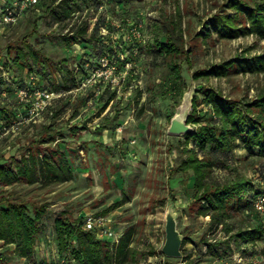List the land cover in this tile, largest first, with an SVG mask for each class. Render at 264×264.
<instances>
[{
    "label": "rangeland",
    "instance_id": "1",
    "mask_svg": "<svg viewBox=\"0 0 264 264\" xmlns=\"http://www.w3.org/2000/svg\"><path fill=\"white\" fill-rule=\"evenodd\" d=\"M59 1L43 0L9 28L0 27V61L8 60L3 70L7 69L9 79L56 93L46 108L32 116L30 103L25 107L15 91L5 88L7 98H0V164L21 165L28 155L54 158L62 151L73 175L68 181L46 179L41 166L36 182L0 184V198L46 208L33 258L60 257L54 233L57 217L74 223L94 214L107 219L110 236L103 239L110 243L118 241L129 227L135 229V262L125 264H264V241L236 247L229 240L227 248L223 242L229 235L221 226L195 213L194 177L191 171H174L194 144H186L183 135L167 132L175 113H192V96L201 87L238 101H251L264 93V69L198 80L192 77L198 70L234 57L264 56V38L201 34L212 16L231 12L229 0H79L82 10L62 26L45 10ZM242 1L253 5L260 0ZM74 23L87 29L85 38L66 46L59 36ZM91 32L95 38L87 42ZM163 35L177 38L183 49L177 59L181 67L177 93L162 89L168 70L161 56L152 51L153 41ZM25 44L41 50L42 58L50 59L47 63L66 58L70 69L81 66L77 87L56 91L54 87L62 85L59 75L50 85L29 75L27 68L19 69L12 58L16 48L23 50ZM95 46L113 53L98 57ZM200 101L194 112L197 122L188 124L191 131L212 123L211 111ZM238 143L224 167H214L208 178L221 182L239 174L264 190V159L246 154ZM115 203L119 205L112 208ZM167 211L173 213L182 241L188 239L181 243L179 258L161 253ZM240 221L255 222L248 211L230 220L235 225ZM205 243L219 245V255L207 254ZM0 253L9 258L1 264L27 262L14 257L10 247L0 246ZM186 255L190 260L185 262Z\"/></svg>",
    "mask_w": 264,
    "mask_h": 264
},
{
    "label": "trees",
    "instance_id": "2",
    "mask_svg": "<svg viewBox=\"0 0 264 264\" xmlns=\"http://www.w3.org/2000/svg\"><path fill=\"white\" fill-rule=\"evenodd\" d=\"M42 1L39 0L36 6L41 5ZM227 6L231 12L212 16L203 25L205 30L201 33L203 36L215 33L224 39H231L244 34H254L264 38V0L253 5L242 0H229ZM45 10L53 22L62 26L75 12L82 10V5L79 0H60L54 6H46ZM86 31L87 29L74 23L59 37L66 46H70L84 39ZM88 38L87 42H90L92 38H95V34L91 32ZM24 47L23 50L16 48L12 58L19 69L27 68L29 75L33 74L36 78L47 80L49 84L55 80L56 74L59 75L62 85L54 87L53 90L56 91L64 92L77 87V76L83 74L81 66L70 69L66 58L47 63L50 59L46 56L42 58L41 50H36L28 44ZM7 48L11 49L8 45ZM95 51L98 57L108 52L113 53L105 47L95 46ZM152 51L161 56L168 70L161 85L162 89L170 94L177 93L181 78V67L177 59L183 54L177 38L163 35L160 39H155ZM262 57L264 56L234 57L220 64L211 65L208 69L198 70L192 77L198 80L201 77H220L240 71L259 72L264 69ZM8 90L11 89L8 88ZM199 93H201L200 97L197 95ZM199 99H201L200 103L206 105L211 111L212 123L200 125L194 131L183 135L185 143L191 142L194 147L186 149L187 157L174 171H191L194 177L192 201L195 205V213L221 226L223 232L229 235L227 241L223 242L227 248H229V240H232L236 247L240 243L254 245L257 241H264V220L253 209L254 199L258 194L264 193V190L239 174L221 182L208 178L214 167H224L225 159L233 155L237 141L246 154L257 155L264 159V93H260L251 101H238L226 98L215 89L201 87L192 96V113L187 118L188 124L197 122L198 117L194 112ZM51 138L53 136L49 137ZM55 152L53 151V154H57ZM57 156L34 157L31 154L21 159V165L12 166L2 163L0 164V184L11 186L18 182H36L38 178H41V166L45 169L42 176L46 179H54L58 182L72 180L71 168L64 153L59 151ZM118 205L119 203H115L112 208ZM243 211L253 215L255 222L248 221L242 224L240 221L236 225L230 222L233 217L239 216ZM45 213L44 206L0 198V246L10 247L16 258L32 260L35 243L41 230L40 220ZM54 233L60 256H71L78 264L135 262L136 251L132 246L135 234L133 227L126 229L118 241L110 243L103 238H98L94 231L84 230L80 219L73 223L66 218L57 217L54 220ZM187 242L188 239L182 241L183 245ZM205 245L207 254L219 255L216 251L219 245L213 243H205ZM242 251L244 250L240 253H243ZM65 253L70 255H64ZM189 258L190 256L186 255L183 261L186 262L190 260ZM8 259L7 255L0 253V264Z\"/></svg>",
    "mask_w": 264,
    "mask_h": 264
},
{
    "label": "built area",
    "instance_id": "3",
    "mask_svg": "<svg viewBox=\"0 0 264 264\" xmlns=\"http://www.w3.org/2000/svg\"><path fill=\"white\" fill-rule=\"evenodd\" d=\"M39 0H0V27H10L19 21L27 10L36 6ZM17 82V83H14ZM18 78H11L5 75V87L0 90V98H7L5 88L15 91L18 100L27 107L31 115H38L39 110L46 108L56 94L53 91L40 89L37 85L28 87L21 85ZM58 95V94H57ZM59 96V95H58ZM253 209L264 220V193L258 194L253 201ZM82 228L87 231H94L98 238L110 236V228L107 219L103 216L94 214H86L82 217ZM121 236V235H120ZM241 257V255H240ZM242 258V257H241ZM25 264H78V262L70 257H58L53 261H39L33 258Z\"/></svg>",
    "mask_w": 264,
    "mask_h": 264
},
{
    "label": "water",
    "instance_id": "4",
    "mask_svg": "<svg viewBox=\"0 0 264 264\" xmlns=\"http://www.w3.org/2000/svg\"><path fill=\"white\" fill-rule=\"evenodd\" d=\"M187 118L186 110L175 113L170 119L168 134L180 136L190 132L191 127L187 123ZM164 232L165 241L161 247V253L167 258H179L181 256L182 237L176 228L174 215L170 211H167L165 216Z\"/></svg>",
    "mask_w": 264,
    "mask_h": 264
},
{
    "label": "crops",
    "instance_id": "5",
    "mask_svg": "<svg viewBox=\"0 0 264 264\" xmlns=\"http://www.w3.org/2000/svg\"><path fill=\"white\" fill-rule=\"evenodd\" d=\"M2 52V51H1ZM2 57L0 56V59H1ZM8 60L6 59V61L5 62H7ZM1 62V61H0ZM5 62H1V64H0V69L2 70H0L1 72H0V86L2 87V88H4L3 86H4V83H5V75L7 74L6 72H7V69L6 70H3V67L5 68V66H6V63ZM56 258H57V256H56ZM51 259L53 260L54 259V255L53 256H51ZM50 259V260H51ZM49 260V261H50Z\"/></svg>",
    "mask_w": 264,
    "mask_h": 264
},
{
    "label": "bare ground",
    "instance_id": "6",
    "mask_svg": "<svg viewBox=\"0 0 264 264\" xmlns=\"http://www.w3.org/2000/svg\"><path fill=\"white\" fill-rule=\"evenodd\" d=\"M186 99V98H185Z\"/></svg>",
    "mask_w": 264,
    "mask_h": 264
}]
</instances>
